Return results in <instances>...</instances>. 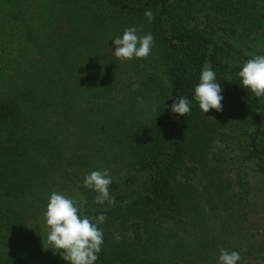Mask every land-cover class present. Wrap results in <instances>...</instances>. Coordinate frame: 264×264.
I'll return each instance as SVG.
<instances>
[{"label":"trees","instance_id":"trees-1","mask_svg":"<svg viewBox=\"0 0 264 264\" xmlns=\"http://www.w3.org/2000/svg\"><path fill=\"white\" fill-rule=\"evenodd\" d=\"M46 1L0 0V264H68L45 248L53 192L107 217L95 264H264V97L238 76L264 0ZM128 27L153 35L146 59L114 56ZM206 63L223 100L204 114ZM102 162L112 206L83 186Z\"/></svg>","mask_w":264,"mask_h":264},{"label":"clouds","instance_id":"clouds-1","mask_svg":"<svg viewBox=\"0 0 264 264\" xmlns=\"http://www.w3.org/2000/svg\"><path fill=\"white\" fill-rule=\"evenodd\" d=\"M144 15L149 22L154 19L150 9L145 10ZM153 41L151 33L139 35L137 28L128 27L122 36L112 39L114 56L121 61L146 59L151 55ZM238 76L243 88L250 90L256 98L264 97V55L254 54L251 59L246 60L240 67ZM221 92V84L217 82L216 73L211 65L206 63L199 76V83L194 88V99L204 114L211 109L222 111ZM170 110L186 116L191 112L190 101L187 97L176 99L170 105ZM112 182L107 169L94 170L85 175L83 186L97 193L95 198L97 204L106 202L112 206L115 204V198L109 191ZM83 204V201L53 192L46 211L43 212L47 229L45 248L60 253L68 264H95L99 258L98 254L102 251L104 234L99 225L103 224L107 217L104 214L89 217L84 211ZM114 239L118 243L122 237L116 234ZM241 259L239 252H229L222 248L217 264H237Z\"/></svg>","mask_w":264,"mask_h":264},{"label":"rangeland","instance_id":"rangeland-1","mask_svg":"<svg viewBox=\"0 0 264 264\" xmlns=\"http://www.w3.org/2000/svg\"><path fill=\"white\" fill-rule=\"evenodd\" d=\"M46 4H55L54 2H53V0H49V1H46L45 2V5ZM105 169H109V166L107 165V163H105V162H102V164L99 166V170H105Z\"/></svg>","mask_w":264,"mask_h":264}]
</instances>
